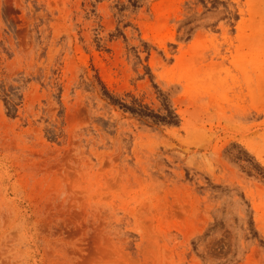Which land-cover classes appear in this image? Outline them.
<instances>
[{"label": "rangeland", "instance_id": "1", "mask_svg": "<svg viewBox=\"0 0 264 264\" xmlns=\"http://www.w3.org/2000/svg\"><path fill=\"white\" fill-rule=\"evenodd\" d=\"M0 264H264V0H0Z\"/></svg>", "mask_w": 264, "mask_h": 264}]
</instances>
